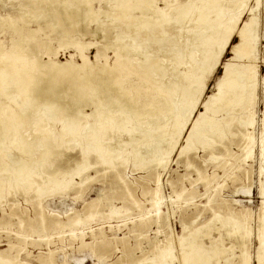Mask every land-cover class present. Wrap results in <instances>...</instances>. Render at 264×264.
Masks as SVG:
<instances>
[{"label":"bare ground","instance_id":"bare-ground-1","mask_svg":"<svg viewBox=\"0 0 264 264\" xmlns=\"http://www.w3.org/2000/svg\"><path fill=\"white\" fill-rule=\"evenodd\" d=\"M64 1H61L64 3L62 10L67 11L72 0ZM76 1L83 5L90 2ZM157 1L114 0L111 5L120 11V15L127 17L129 24L125 25L128 32L130 30L129 40L135 41L140 36V43L128 44L134 47L135 53L131 52L126 42L120 43L117 48L114 44H103L96 52L95 61L105 56V48L114 50V61L109 63L104 58L93 75L87 70L93 61L84 53V49L93 44L91 41L81 42L70 37L71 31L67 27L62 34L57 35L59 48L72 45L79 50L81 62L77 63L73 55L65 61L54 59L57 49L51 50L47 40L43 36L38 37L39 32H43L46 27L54 30L59 17L63 15L54 11L45 23L36 22V28L27 25L31 21L27 7L38 12L43 9L56 10L58 7L48 8L55 0H23L24 10L11 13L10 9L0 14V33L5 30L10 32L9 40L0 37V198L4 190L17 191L25 198L31 194L29 196L35 203L33 216L17 218V238L26 240L36 233L37 242L46 241L48 244L50 239L42 232L53 228L59 234L67 228L74 233L76 228L81 227L95 211L86 214L85 218L79 214L73 217L68 215L67 221L62 222L54 212L47 213L43 198L72 191L74 185L81 187L91 170L114 168L118 163L125 165L130 157L137 169L148 164L165 167L163 155L172 152L176 146L205 88L207 74L213 73L221 64L226 51L231 56L222 65V74L215 83V91L202 102L204 109L198 113L188 130L186 144L181 147L178 156L190 148L194 138L201 137L203 146L212 145L209 138L222 135L221 121L231 124L235 113L248 112L246 121H241L239 116L237 120L245 126L253 125L251 106L258 82L264 94V75L258 78L251 57L257 45L256 9L250 8V18L242 22V6L246 0H160L164 3L163 7L158 6ZM84 11L74 9L72 16L75 13L86 15ZM102 13L108 17L112 15L108 10ZM89 15V19L95 20L93 11ZM111 18L114 19L113 16ZM137 20L143 23L138 24ZM188 23L192 24L190 29H186L190 33L189 38L182 40L181 45L177 44L184 30H180L178 25L184 24L181 28H185ZM157 37L166 42L167 54L145 53L146 43H151L150 40ZM233 37L237 40L231 44ZM159 47L155 48L162 50ZM42 57H47V60ZM180 65L185 66L182 74L185 81L180 79L181 76L178 77L184 81H181V85L176 81L179 73L175 70ZM173 70L176 76L168 73ZM78 71L83 73L78 74ZM165 75L168 80L162 82ZM84 107H89L90 112L84 111ZM218 115L224 117L218 118ZM89 118L91 120L88 121ZM166 132L170 134L164 146L166 148L163 149V145L157 143L152 147L150 145L153 142H147L145 152L152 151L154 155H151L152 159L147 155L150 160H144L138 143L153 136L161 137ZM50 134L53 139H48ZM122 134L127 135V143L121 144V140L116 138ZM126 145H131V153L123 150ZM76 147L78 150L73 156L50 161L52 154L61 156L65 150H75ZM260 156L264 157V146L260 149ZM74 178L80 181L74 182ZM158 190L157 185L151 193V207H156L160 201ZM259 190L261 225L254 238L257 243L254 261L255 264H264L262 184ZM112 201L109 199L105 215L128 211L126 207L113 206ZM246 219V215L241 218L234 214L221 219L222 226L227 227L226 235L235 242L228 248L218 243L210 249L204 248L201 243L192 239L189 241L191 234H188L180 238L178 259L164 245L155 247L152 257L132 264H145L146 261H149L148 264H174L176 259L180 264H213L215 259L214 263L217 264L220 257L223 264H252L247 251L252 238L242 224ZM200 231L201 227L194 234ZM63 262L67 264L66 260ZM0 264L32 263L21 260L19 254L12 253L10 246L7 251H0Z\"/></svg>","mask_w":264,"mask_h":264},{"label":"rangeland","instance_id":"rangeland-1","mask_svg":"<svg viewBox=\"0 0 264 264\" xmlns=\"http://www.w3.org/2000/svg\"><path fill=\"white\" fill-rule=\"evenodd\" d=\"M61 1L65 3L64 0H55V5H48V8L49 6L58 7L56 10L43 9L38 12L32 11L30 7L26 8L29 17H31V21L27 25L33 28H36L38 22L45 23L54 11L63 15L60 16L61 18L59 17V22L56 23L54 30L46 27L47 29L45 28L38 35V37L43 36L47 40L51 50L57 49L56 56H53L54 59L65 61L69 59L70 55H73L74 61L81 62L80 52L74 46L66 45L59 48L56 38L57 35L63 33L65 27L71 31L70 37L77 38L81 42L91 41L93 43L84 49L85 55L90 61H93V64L87 69L90 75L96 73L99 65L104 62V58L109 63L114 61L112 48H105V56L95 61L97 50L104 45L114 44L116 48L124 42L126 45L131 42L139 45L140 36H137L135 41L129 40L130 30L128 32L127 17L120 15V11L112 6L114 0H90L84 5L72 0L67 11L62 10L64 3ZM22 3L23 0H0V4L3 6L2 8L0 5V14L3 15L10 9L11 13L24 10L25 7ZM157 4L160 7L164 6L160 0L157 1ZM242 7H244L242 22L250 18L248 14L250 8L256 9L257 45L251 57L253 64L256 65L258 78H261L264 75V0H246ZM12 8L17 9L12 10ZM77 8L85 10L84 13L87 14L78 15L75 13L72 16V12L74 13V9ZM105 9L111 12V17L113 16L114 19L102 13L106 11ZM92 11L95 17L93 21L89 19V14H92ZM141 22L142 20H137L136 23ZM183 25H178L180 30L184 29L182 38L180 36L179 42L177 41V44L180 45L183 43L182 40L189 38L190 33L188 34L186 29H190L192 26L191 23H188L185 28H181ZM131 28L134 27L131 26ZM9 35V30L0 33V37L5 40H9ZM155 38L150 40L151 43L147 42L148 46L146 43L144 52L167 54L166 42L158 40L159 37ZM236 40L237 38L233 37L230 43L233 44ZM161 42L163 43L161 44ZM160 44H164V46ZM128 46L131 47L129 48L132 49L131 52L135 53L134 47ZM157 46L159 49L162 47V50L155 48ZM126 51L128 52V50ZM230 56V52L226 51L221 64L213 73L207 74L205 88L198 98L195 110L189 116L186 126L183 127L176 146L172 152L163 155L165 167L148 164L137 169L130 157L125 165L118 163L114 168L99 167L89 171L81 187L74 185L72 191L63 194L56 193L52 197L43 198V206L47 213L54 212L53 214L62 222L67 221L68 215L73 217L74 214H79L81 218H85L86 214L95 211V214L89 217L81 227L74 230V233H71L67 228L59 234L57 229H48L42 232L43 235H47V238L49 237L48 244L46 241L37 242L36 233L28 236L26 240L17 238L15 235L19 230L17 218L26 215L33 216L34 199L29 196L31 194L25 198L17 191L4 190L0 198V251H7L11 246L12 253L19 254L21 260L32 264H51L52 262L53 264H65L63 260H66L67 264H132L140 259L152 257L155 247L166 245L170 254L178 259L181 249L180 238L188 234H191L189 241L192 239L207 249L217 243L227 248L230 244H235L234 240L226 235L227 227H223L221 223L223 217L234 214L241 218L243 215L248 217L242 224L248 229L250 238H252L248 242L247 251L251 255L252 264H255L254 251L257 243L254 238L261 225L259 187L262 184L264 188V157L260 156V149L264 146V94L259 82L255 87L251 106L252 126L240 124L241 121L247 120L248 112L235 113L231 124H223L224 120L221 121L222 135L213 139L209 138L213 142L212 145L203 146L201 137L194 138L190 148L178 156L179 150L186 144L188 130L198 113L204 109L202 102L215 91V83L222 74V65ZM42 58L47 60V57ZM184 67L180 65L175 68L179 76L175 70L168 72L172 76L177 75L176 81L180 85L185 81L182 78V74L185 72ZM79 73L83 72L78 71ZM167 80L168 77L165 75L162 82ZM83 109L90 112L89 107ZM223 115L226 116L224 113ZM223 115L217 117L222 118ZM238 116L241 117L239 118L240 122L237 120ZM116 138L121 140V144L129 141L126 134ZM169 138L170 134L166 132L161 137L153 136L138 143L144 160L148 161L154 155L152 151L145 152L147 142H153L150 145L152 147L157 144L163 145V149H165L164 146ZM48 139H53L51 134ZM76 148H74L75 150H65V154L61 156L52 154L50 161H57L59 157L65 159L66 156H73L77 153L78 147ZM123 148L126 153H131V145H126ZM158 177L159 181L157 182ZM79 181V178H74V182ZM157 185L160 201L156 207H151V193ZM109 199H113V206L126 207L128 211L122 210L112 216L105 215L108 212ZM200 227L201 231L194 234V231ZM177 259L174 264H180ZM214 261L215 259H213V264H216ZM148 262L146 261L145 264ZM217 264H223L221 257L217 260Z\"/></svg>","mask_w":264,"mask_h":264}]
</instances>
